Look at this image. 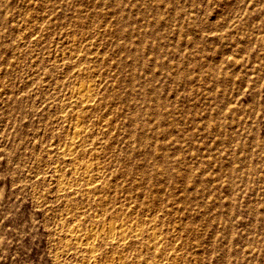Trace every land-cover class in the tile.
<instances>
[{"label": "rangeland", "instance_id": "rangeland-1", "mask_svg": "<svg viewBox=\"0 0 264 264\" xmlns=\"http://www.w3.org/2000/svg\"><path fill=\"white\" fill-rule=\"evenodd\" d=\"M0 264H264V0H0Z\"/></svg>", "mask_w": 264, "mask_h": 264}]
</instances>
